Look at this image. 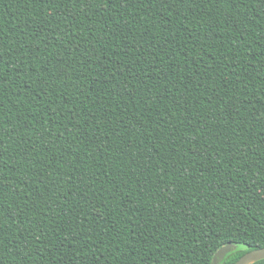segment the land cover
I'll return each mask as SVG.
<instances>
[{"label": "trees", "instance_id": "obj_1", "mask_svg": "<svg viewBox=\"0 0 264 264\" xmlns=\"http://www.w3.org/2000/svg\"><path fill=\"white\" fill-rule=\"evenodd\" d=\"M228 244L264 248V0H0V264Z\"/></svg>", "mask_w": 264, "mask_h": 264}, {"label": "water", "instance_id": "obj_2", "mask_svg": "<svg viewBox=\"0 0 264 264\" xmlns=\"http://www.w3.org/2000/svg\"><path fill=\"white\" fill-rule=\"evenodd\" d=\"M234 248L232 244L221 247L213 257V264H218ZM261 260H264V248L254 249L245 253L235 264H254Z\"/></svg>", "mask_w": 264, "mask_h": 264}]
</instances>
